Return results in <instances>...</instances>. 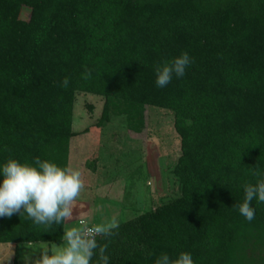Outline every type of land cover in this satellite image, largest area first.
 <instances>
[{"label": "trees", "instance_id": "trees-1", "mask_svg": "<svg viewBox=\"0 0 264 264\" xmlns=\"http://www.w3.org/2000/svg\"><path fill=\"white\" fill-rule=\"evenodd\" d=\"M185 52L183 77L157 87L155 67ZM77 90L104 96L98 125L123 115L146 139L149 107H162L181 139L169 170L180 193L97 236L109 264L183 252L193 264H264V202L250 203L252 221L233 207L264 179V0H0V169L69 167ZM66 222L0 217V242L61 243Z\"/></svg>", "mask_w": 264, "mask_h": 264}, {"label": "rangeland", "instance_id": "rangeland-1", "mask_svg": "<svg viewBox=\"0 0 264 264\" xmlns=\"http://www.w3.org/2000/svg\"><path fill=\"white\" fill-rule=\"evenodd\" d=\"M30 7L23 6L21 17L28 18ZM104 96L77 90L73 107L69 166L82 174L84 188L73 209L65 231L80 227V213L89 225L118 223L152 209L180 193L171 169L181 153V139L174 127L171 110L150 106L148 137L132 135L123 115H113L103 125ZM132 133V134H131ZM28 245L20 243L19 251ZM16 244L0 242V264L17 261ZM61 243L31 242L25 264H35L43 251L52 254ZM22 247V248H21Z\"/></svg>", "mask_w": 264, "mask_h": 264}, {"label": "clouds", "instance_id": "clouds-1", "mask_svg": "<svg viewBox=\"0 0 264 264\" xmlns=\"http://www.w3.org/2000/svg\"><path fill=\"white\" fill-rule=\"evenodd\" d=\"M190 63V57L185 52L170 62L157 65L154 69L157 87H166L173 75L183 77ZM90 76L91 72L86 69L84 78ZM68 85L69 78L65 77L61 86L67 88ZM34 165L9 159L0 169L3 175L0 183V217L10 218L16 213H26L34 224L49 227L71 220L76 201L84 188L81 172L70 166L61 168L39 158L35 159ZM254 199L264 202V179L259 180L256 185H245L244 201L233 206L248 221L255 218V209L250 207ZM79 215L80 227L64 232L65 246L52 254L44 250L35 264H90L97 248L100 264H109V256L105 255L107 245H98L96 238L113 235V230L119 227L118 222L113 218L108 224L88 226L84 214ZM155 264H193V260L187 252L180 253L175 260L162 253Z\"/></svg>", "mask_w": 264, "mask_h": 264}, {"label": "crops", "instance_id": "crops-1", "mask_svg": "<svg viewBox=\"0 0 264 264\" xmlns=\"http://www.w3.org/2000/svg\"><path fill=\"white\" fill-rule=\"evenodd\" d=\"M15 244H16V255H17V264H25L26 263V254L28 253V248H30L31 249V247H29V245L31 244V242H28V245H26L25 247H21L22 248V250L21 251H19L18 249H19V245H20V243H22V242H18V243H16V242H14ZM15 262V261H14Z\"/></svg>", "mask_w": 264, "mask_h": 264}, {"label": "built area", "instance_id": "built-area-1", "mask_svg": "<svg viewBox=\"0 0 264 264\" xmlns=\"http://www.w3.org/2000/svg\"><path fill=\"white\" fill-rule=\"evenodd\" d=\"M88 226H92V225H89V224H88Z\"/></svg>", "mask_w": 264, "mask_h": 264}]
</instances>
